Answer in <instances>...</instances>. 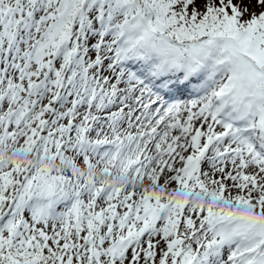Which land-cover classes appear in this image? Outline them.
Instances as JSON below:
<instances>
[{
	"label": "snow or ice",
	"instance_id": "6c2138e0",
	"mask_svg": "<svg viewBox=\"0 0 264 264\" xmlns=\"http://www.w3.org/2000/svg\"><path fill=\"white\" fill-rule=\"evenodd\" d=\"M0 264H264V0H0Z\"/></svg>",
	"mask_w": 264,
	"mask_h": 264
}]
</instances>
